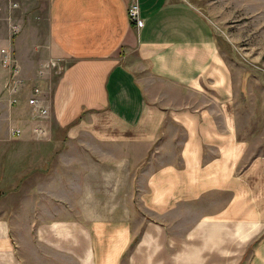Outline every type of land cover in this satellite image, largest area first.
<instances>
[{
	"label": "crops",
	"instance_id": "crops-1",
	"mask_svg": "<svg viewBox=\"0 0 264 264\" xmlns=\"http://www.w3.org/2000/svg\"><path fill=\"white\" fill-rule=\"evenodd\" d=\"M132 2L138 24L129 20ZM36 6L0 0V45L14 51L27 82L22 93H9L0 68L6 127L0 145L10 146L14 126L22 128L23 143H39L15 171L12 161L20 157L0 152V264H264V154L248 152L237 139L233 108L215 101L222 89L216 81L225 74L200 11L179 0ZM46 41L48 54L65 60L61 72L39 82L49 107L50 139L42 144L30 130L27 96L46 59ZM62 142L85 144L83 157L75 158L84 160L81 166L62 162L66 154L54 151ZM93 144L122 147L113 159L133 168L134 183L144 170L138 198L113 205L112 218L100 215L109 207L93 187L104 192L109 158ZM48 146L53 150L43 151ZM82 191L89 194L77 202ZM61 199L65 215H49L46 201ZM28 224L50 225L42 237L49 245L33 247V254L27 246L37 236L29 232L27 240L21 232Z\"/></svg>",
	"mask_w": 264,
	"mask_h": 264
},
{
	"label": "rangeland",
	"instance_id": "rangeland-1",
	"mask_svg": "<svg viewBox=\"0 0 264 264\" xmlns=\"http://www.w3.org/2000/svg\"><path fill=\"white\" fill-rule=\"evenodd\" d=\"M36 2V8L43 9L45 0H30ZM177 1V0H176ZM187 3L200 11L205 18L206 23L213 30L218 51L222 61V72L219 81H216L215 86L222 87L221 94L215 97L216 102H222L230 105L234 110L235 125L237 139L247 144V150L252 156L264 154V0H179ZM41 10H39L40 12ZM41 15V14H40ZM39 26L38 34L42 31ZM4 46L0 45V49ZM48 42L46 41V59L48 57ZM11 49V48H10ZM12 50V49H11ZM14 53V51H12ZM40 67V66H39ZM37 68V70L39 69ZM0 68H2L0 64ZM225 89V92H224ZM218 93V92H216ZM219 94V93H218ZM0 110V133L5 127V122L1 119ZM17 127V126H14ZM13 128V127H12ZM10 130V129H9ZM60 136L64 133L59 132ZM11 144L4 149V144L0 145V152L10 151L13 157L18 158L12 161L13 171L21 168V163L26 160L21 159L22 154L28 152H36L38 140H33V144L26 145L22 138L11 137ZM66 138H63L65 140ZM47 141V140H45ZM39 142H42L40 140ZM23 143V144H22ZM47 143V142H44ZM34 145V146H31ZM93 147L97 152H104V156L108 160V182L102 184L104 192H100V184H95L93 187L98 191L95 192L98 198L106 200L108 210L103 209L104 214L101 216L115 217V212L119 203L123 200L137 199L141 189H143L144 170H141V181L134 183L135 176L133 168H129L122 163L120 159H113L114 156H121L124 153L122 147L115 145H95ZM40 150V149H39ZM53 150L52 146L44 147L43 151ZM85 144L75 142L70 144H60L59 148L55 147L54 151L64 152L66 159L62 162L66 166L84 163V160L75 159L83 157L85 152ZM118 154V155H117ZM101 164V160L97 161ZM105 163V162H104ZM26 166V165H25ZM63 168L64 165L61 164ZM99 167V166H98ZM144 167V166H142ZM79 181V178L77 179ZM79 189V183L76 186ZM134 189V191H133ZM63 198H68V192H62ZM77 202L84 199V195L88 192H77ZM133 194V196H132ZM73 196V193H71ZM54 201V202H53ZM46 201L49 215L61 216L65 215L60 205L67 206V203L53 200ZM115 205V206H113ZM84 208H77V215L83 212ZM71 214L74 211L71 208ZM123 212L130 214L128 207L123 208ZM123 212H121L123 214ZM66 215L69 213L66 212ZM49 224H28L21 225L22 231L33 235L35 245H28L29 253L33 254V247L41 246V243L49 245L47 241H43L42 237L50 231ZM78 229L81 228L77 225ZM68 229V227L66 226ZM26 229V230H25ZM63 231V229H62ZM65 231H67L65 229ZM37 236V238H36ZM24 237V236H23ZM242 238V240H246ZM62 246L64 241H61ZM63 263V262H62Z\"/></svg>",
	"mask_w": 264,
	"mask_h": 264
},
{
	"label": "built area",
	"instance_id": "built-area-1",
	"mask_svg": "<svg viewBox=\"0 0 264 264\" xmlns=\"http://www.w3.org/2000/svg\"><path fill=\"white\" fill-rule=\"evenodd\" d=\"M127 10L130 22L132 24H138L139 6L137 2L130 3ZM12 28L15 32L19 30L16 26H12ZM64 60L63 58L54 57L49 53L47 59H45L37 70L38 82L30 86L27 104L32 110L31 120L33 123L30 130L32 136L36 139H50V131L48 126L44 123L48 115L49 107L44 100L43 89L39 82L49 77L51 74L55 75L61 72ZM0 64L2 68L7 71L4 89L13 95L22 93L27 88V82L26 79L21 76L19 66L9 47L0 49ZM13 102H16V98L13 99ZM22 133L23 130L21 127H13L9 130L10 137L18 138L22 136Z\"/></svg>",
	"mask_w": 264,
	"mask_h": 264
}]
</instances>
